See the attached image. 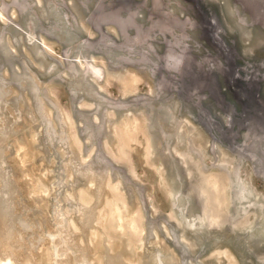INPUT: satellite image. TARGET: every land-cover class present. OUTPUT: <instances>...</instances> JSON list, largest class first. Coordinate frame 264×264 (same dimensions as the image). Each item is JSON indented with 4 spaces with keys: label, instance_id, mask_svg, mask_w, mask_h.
Masks as SVG:
<instances>
[{
    "label": "rangeland",
    "instance_id": "obj_1",
    "mask_svg": "<svg viewBox=\"0 0 264 264\" xmlns=\"http://www.w3.org/2000/svg\"><path fill=\"white\" fill-rule=\"evenodd\" d=\"M0 264H264V0H0Z\"/></svg>",
    "mask_w": 264,
    "mask_h": 264
}]
</instances>
